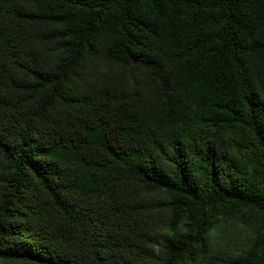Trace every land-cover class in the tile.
<instances>
[{"label":"trees","instance_id":"16d2710c","mask_svg":"<svg viewBox=\"0 0 264 264\" xmlns=\"http://www.w3.org/2000/svg\"><path fill=\"white\" fill-rule=\"evenodd\" d=\"M0 264H264V0H0Z\"/></svg>","mask_w":264,"mask_h":264}]
</instances>
